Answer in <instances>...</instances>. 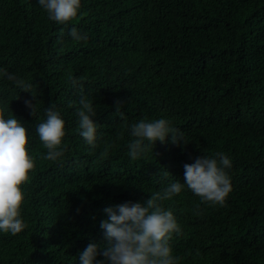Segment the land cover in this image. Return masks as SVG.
<instances>
[{"label":"trees","instance_id":"obj_1","mask_svg":"<svg viewBox=\"0 0 264 264\" xmlns=\"http://www.w3.org/2000/svg\"><path fill=\"white\" fill-rule=\"evenodd\" d=\"M81 4L76 18L60 24L38 0H0V67L38 96L35 118L24 103L31 93L0 78V98L29 130L35 160L22 186L27 227L0 233V264H79L89 243L103 259L106 206L143 203L169 182H183L185 163L217 152L231 158L232 191L223 206L201 203L186 188L164 201L182 229L170 239L173 254L180 264H264V0ZM71 27L87 39L73 40ZM81 94L96 109L94 149L77 128ZM50 104L68 129L57 162L44 158L35 133ZM161 117L189 143L157 141L132 160L129 126Z\"/></svg>","mask_w":264,"mask_h":264},{"label":"clouds","instance_id":"obj_2","mask_svg":"<svg viewBox=\"0 0 264 264\" xmlns=\"http://www.w3.org/2000/svg\"><path fill=\"white\" fill-rule=\"evenodd\" d=\"M49 20L66 24L76 18L81 10V0H38ZM75 41L87 39L76 27L69 29ZM0 78H6L21 91L31 93L32 99L24 101L30 115L37 118L38 99L32 91L33 85L16 73L0 67ZM71 84L80 85L78 78L71 77ZM33 100L36 102L33 103ZM120 105L117 104V110ZM9 103L0 98V233L16 235L27 227L22 216L25 201L23 185L30 179L35 160L30 154L31 135L26 126L10 111ZM79 135L95 148L100 136L99 125L93 119L96 109L93 101L81 94L75 107ZM133 138L128 144V155L132 160L141 158L157 141L176 145H187L189 141L183 130L166 118L140 119L130 126ZM68 129L61 111L54 104L44 109V117L35 126V133L43 143L45 159L57 162L64 157L67 147ZM183 182H169L162 191L151 192L141 202L125 201L106 206L107 219L100 223L107 245L96 259L98 245L89 243L78 256L79 264H180L181 258L173 254L170 239L182 231L173 211L164 206L183 190L188 189L200 198L201 203L223 206L232 191L231 158L224 152L214 156L202 155L192 163L183 165ZM165 176L168 171L163 173Z\"/></svg>","mask_w":264,"mask_h":264}]
</instances>
